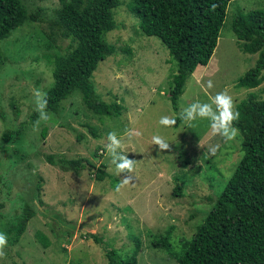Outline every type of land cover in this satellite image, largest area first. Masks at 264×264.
<instances>
[{"label":"rangeland","instance_id":"obj_1","mask_svg":"<svg viewBox=\"0 0 264 264\" xmlns=\"http://www.w3.org/2000/svg\"><path fill=\"white\" fill-rule=\"evenodd\" d=\"M22 1L29 12L39 13L36 20L14 27L0 11V106L5 113V121L0 119V217L5 221L21 213L26 200L36 211L18 241L4 248L0 264H108L110 249L127 260L136 237L137 264H177L166 247L154 246L152 240L172 226L169 249L179 252L242 155L240 130L225 143L211 136L209 120L198 118L189 124L180 113L194 102L210 103L221 91L233 97L235 106L252 91L264 97V80L254 87L235 86L253 67L257 53L244 51L239 44L244 41L237 40L232 28L238 12L264 10V0L229 1L210 60L186 78L175 108L170 98L177 73L171 69L168 50L159 38L141 34L137 19L126 9L127 0H122L113 10L116 28L105 34L114 52L98 63L91 77L95 93L106 103L119 104V114L100 120L75 90L62 101L56 119L38 127L34 92H44L53 80L51 65L40 56L62 52L69 40L54 24L58 0ZM209 80L212 88H207ZM162 116L174 117L176 124L162 126ZM21 124L20 142L1 140L4 130ZM130 130L142 135L129 139ZM109 132L117 134L124 154L135 160L133 182L119 191L116 186L125 174L116 173L105 149ZM154 135L166 140L169 149L152 144ZM217 143L219 150L210 156L208 146ZM15 149L25 157L19 158ZM45 154L86 158L94 166L86 165L79 174L62 171L49 164ZM98 167L107 174L102 180L95 177ZM36 181L40 202L31 199ZM47 210L58 211L63 222ZM0 231H5L1 223ZM37 231L48 236L47 247L36 239Z\"/></svg>","mask_w":264,"mask_h":264},{"label":"trees","instance_id":"obj_2","mask_svg":"<svg viewBox=\"0 0 264 264\" xmlns=\"http://www.w3.org/2000/svg\"><path fill=\"white\" fill-rule=\"evenodd\" d=\"M229 1L125 2L127 11L137 19L141 34L159 38L168 50L171 69L177 73L170 98L173 108L183 92L186 78L198 65H206L210 60ZM58 3L54 24L69 42L60 53L48 52L40 56L51 65L53 77L52 83L44 91L47 94L49 120L56 119L55 113H59L62 101L75 90L79 92L83 105L98 114L100 120L106 115H118L119 104L102 101L95 93L91 77L98 63L114 52V46L106 41L105 34L116 28L113 10L123 3L122 0H58ZM213 4L216 5L215 9L211 8ZM0 11L14 27L36 20L39 16L38 12H29L22 0H0ZM232 28L237 40L244 41L239 42L243 50L257 53L253 67L236 81L235 86L254 87L264 80V10L238 12L233 17ZM236 110L240 117L234 126L241 133L242 155L213 200L210 210L191 237L183 242L180 254V251L175 254L169 249L168 237L172 226L168 227L166 235L152 240L154 246L166 247L176 257L177 264H264V97L259 98L256 92H249L237 103ZM0 119L5 121L1 106ZM89 128L92 133L97 132L96 128ZM23 129L22 124L11 130L6 129L1 134V140L20 142ZM46 132L44 126L41 136L44 137ZM81 137L77 135V139ZM15 153L21 159L26 155L17 149ZM44 157L49 164L62 171L71 170L76 174L86 165L94 166L86 158H56L54 154H45ZM101 167L95 171L97 180L107 175ZM38 181L31 190L32 202H40ZM175 190L176 194L180 193L177 186ZM35 211L26 200L21 213L5 221L0 217V223L5 225L3 232L8 234L7 244L18 241ZM47 211L53 219L63 222L58 211ZM36 239L43 247L50 243L48 236L41 231H37ZM133 240L135 247L127 260L110 249L106 252L108 264H137L138 238Z\"/></svg>","mask_w":264,"mask_h":264},{"label":"clouds","instance_id":"obj_3","mask_svg":"<svg viewBox=\"0 0 264 264\" xmlns=\"http://www.w3.org/2000/svg\"><path fill=\"white\" fill-rule=\"evenodd\" d=\"M216 5H211L215 9ZM214 85L211 80L207 82V88H212ZM34 110L38 113V119L35 125L38 127L41 122H47L50 115L47 112V94L40 90L34 92ZM240 113L236 110L233 97L227 91H221L215 96L211 97V102L201 103L194 102L183 109L180 113V118L185 122L191 124L198 118L207 119L210 121L211 136H219L225 143L234 140L239 135V129L234 127V122L238 121ZM159 123L165 127H171L176 124L174 117L162 116ZM142 133L138 130H130L127 132L129 139L133 137H140ZM108 143L105 145L107 153L111 157V163L115 166L116 173L120 175L124 173L121 183L117 184L116 190L133 182L134 176L130 175L135 170V160L130 159L123 152L124 145L122 140L118 138L115 132H109L107 135ZM152 144L158 146L159 150L169 149V143L159 135L152 137ZM220 148V144L208 146L210 156H215ZM8 237L6 233L0 232V258L5 256L4 248L7 246Z\"/></svg>","mask_w":264,"mask_h":264}]
</instances>
